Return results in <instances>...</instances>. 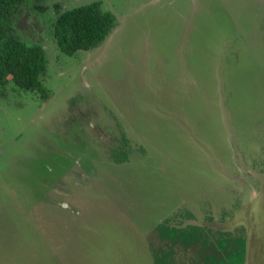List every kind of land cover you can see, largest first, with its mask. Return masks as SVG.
I'll use <instances>...</instances> for the list:
<instances>
[{"label":"rangeland","instance_id":"rangeland-1","mask_svg":"<svg viewBox=\"0 0 264 264\" xmlns=\"http://www.w3.org/2000/svg\"><path fill=\"white\" fill-rule=\"evenodd\" d=\"M90 1L116 25L67 55L54 5ZM45 3L16 27L49 97L0 85V264H152L171 216L264 264V0Z\"/></svg>","mask_w":264,"mask_h":264},{"label":"trees","instance_id":"trees-1","mask_svg":"<svg viewBox=\"0 0 264 264\" xmlns=\"http://www.w3.org/2000/svg\"><path fill=\"white\" fill-rule=\"evenodd\" d=\"M45 2L0 0V85L4 86L11 79L20 88L39 92L43 100L49 97L43 81L47 71L46 52L34 41L24 40L16 26L29 8L45 11ZM54 7L57 13L51 23L52 33L59 50L67 55L98 46L116 25L115 14L101 7L99 1L68 9H59L58 4ZM173 220L172 216L167 217L154 228L162 244L149 247L152 264H243L246 252L243 227L235 235L219 231L217 236H211L204 228L181 222L173 224ZM178 245L191 248V252L185 254L186 260L174 257L171 248Z\"/></svg>","mask_w":264,"mask_h":264},{"label":"crops","instance_id":"crops-1","mask_svg":"<svg viewBox=\"0 0 264 264\" xmlns=\"http://www.w3.org/2000/svg\"><path fill=\"white\" fill-rule=\"evenodd\" d=\"M147 246H148V244H147ZM147 248L149 249V246Z\"/></svg>","mask_w":264,"mask_h":264},{"label":"flooded vegetation","instance_id":"flooded-vegetation-1","mask_svg":"<svg viewBox=\"0 0 264 264\" xmlns=\"http://www.w3.org/2000/svg\"><path fill=\"white\" fill-rule=\"evenodd\" d=\"M40 29H41V28H40ZM40 29H39V31H40ZM185 224H186V223H185ZM185 224H184V225H185Z\"/></svg>","mask_w":264,"mask_h":264}]
</instances>
